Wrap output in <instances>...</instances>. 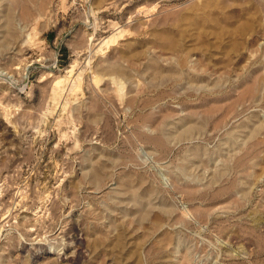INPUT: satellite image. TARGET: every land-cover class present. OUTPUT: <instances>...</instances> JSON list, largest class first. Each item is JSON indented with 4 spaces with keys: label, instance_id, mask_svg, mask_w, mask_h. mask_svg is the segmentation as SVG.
<instances>
[{
    "label": "rangeland",
    "instance_id": "1",
    "mask_svg": "<svg viewBox=\"0 0 264 264\" xmlns=\"http://www.w3.org/2000/svg\"><path fill=\"white\" fill-rule=\"evenodd\" d=\"M0 264H264V0H0Z\"/></svg>",
    "mask_w": 264,
    "mask_h": 264
}]
</instances>
